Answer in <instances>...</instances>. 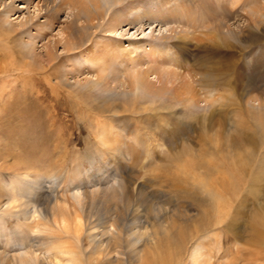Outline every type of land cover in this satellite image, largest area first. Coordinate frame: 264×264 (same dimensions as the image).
Segmentation results:
<instances>
[{"label":"rangeland","instance_id":"rangeland-1","mask_svg":"<svg viewBox=\"0 0 264 264\" xmlns=\"http://www.w3.org/2000/svg\"><path fill=\"white\" fill-rule=\"evenodd\" d=\"M115 1L100 0L101 7L92 6L93 10L85 4L87 12L79 13V2L84 1L0 0V224L4 221L0 226L9 232L12 244L16 243L9 255L24 250L19 236L44 234L32 229L38 220L44 229L51 224L43 215V219H25L22 213L18 217L2 214L10 200L11 180L22 176L21 189L28 191V179L40 175L44 188L39 192L48 194L55 188L62 190L69 179L104 174L105 185H120L121 194L105 198L109 206L124 210L129 197L132 203L136 201L135 210L132 206L125 215L129 224L134 214L139 218L145 236L138 248L141 252L155 250L158 258L154 264H195L191 251L201 244L205 253L202 264H264V244L260 242L264 235V148L257 155H247L250 164L239 167L235 163L227 170L217 166L214 174L208 171L213 164L198 163L203 152L200 146L211 156L202 158L207 162L223 157L214 152L211 141L210 115L217 104L228 97L239 106L241 102L249 106L248 90L254 83L264 91V38L252 44L256 52L247 62L255 61V66L251 71L242 67L243 71L235 72L236 79L233 75L227 85L232 94L223 95L220 90L222 99L213 105L215 89L206 94L209 88H201L197 104L192 105L178 102L175 91L151 97L129 82L133 70L148 69L150 81L159 86L156 74L167 68L171 78L186 76L196 86L202 68L215 56L224 55H211L213 35L221 44L219 50L228 39L246 52L249 43L239 35L241 29L249 27L264 36V22L254 24L250 12L264 9V0ZM142 8L155 11L154 18L140 17ZM151 56L158 62L150 61ZM246 57L247 53L239 63L244 64ZM113 104L126 106L114 113L106 108ZM122 143V153L115 157L108 153ZM126 146L131 148L129 158L125 157ZM224 171L234 177L236 198L231 202L221 188L222 203H234L230 209L234 218L226 216L213 227L219 208L212 184L215 178L220 183L218 177ZM54 182L58 185L50 190ZM180 188L204 197L205 219L196 211L190 212L192 218L186 217V197L179 194ZM163 204L176 210L158 219L154 209ZM83 221L81 237L87 241L91 226ZM205 226L212 227L201 230ZM194 231L200 232L189 243ZM156 241L158 247L152 249ZM123 245L127 247V240Z\"/></svg>","mask_w":264,"mask_h":264},{"label":"bare ground","instance_id":"bare-ground-1","mask_svg":"<svg viewBox=\"0 0 264 264\" xmlns=\"http://www.w3.org/2000/svg\"><path fill=\"white\" fill-rule=\"evenodd\" d=\"M79 1H84L83 3L79 2V5L81 4L79 6V13L83 11L87 12V6L89 9H92V6L94 9H98V7H101L100 3L102 2H100V0ZM121 1L123 0H116L115 3L121 4ZM85 4L87 6L83 8V5ZM154 12L150 13L149 9L142 8V13L140 15H144L140 17H148V19L151 20L154 18L152 16ZM250 12L251 16L255 17L254 24H257L258 21H260V23L261 21L264 22V9H259L257 11L252 9ZM250 24L251 23H249V25ZM241 34L248 39L249 45L247 52L244 51L241 46L231 43L228 39V41L223 40L226 42V46H224L222 50H219L218 47H220L219 45L221 44H219L217 40H213L216 39L213 35L212 45H215V48L212 47L214 48V51L211 49L213 51V54L211 51V55L214 56L216 53H224V55L220 57L215 56L210 65L202 68L203 71L201 72L199 78H196L195 80V83H197L196 86L190 84L191 82L187 80L186 76L182 77L180 80L178 78H171L170 76L172 73H170L167 68L156 74L159 86L150 81V71L148 69L133 70L134 73L131 75V81H129L130 85L134 89L141 90L145 93V95L151 97H155L161 92L164 94V92L169 93L175 91L176 93L173 95L177 96L176 100L178 102L182 101L192 105L197 104L201 95V88H209L208 91H206V94H209V91L212 93V90L214 91L215 89V92L213 93L217 95H215V98H212L211 100L213 105L215 102L222 99L223 95L232 94V91L230 90L231 88L227 85L232 83L233 75L236 79L235 72L243 71L242 67L246 68L247 71H251L252 67L255 66V61H250L248 63L247 60L248 57H253L256 52L253 50L254 46L252 47V44H254L257 39L264 38V36L259 35L249 27L241 29L239 35ZM218 36L219 34L217 35V39H219ZM162 38L165 39L166 36H162ZM161 47L164 48L163 45H161ZM233 47L234 49H232ZM150 49L154 50L153 47ZM263 49L264 48H261V50ZM246 53V61L243 62L244 64H240L238 60L241 56L243 58ZM142 55L143 54L139 55L138 58L140 59ZM156 56H151L149 59L152 60L150 61L156 62ZM130 60L132 62L134 61L132 57H130ZM141 63L142 62L140 61V64ZM162 66L167 67L165 63L162 64ZM237 75L241 76V73H238ZM251 83L254 82L251 81ZM254 84L255 86L248 90L251 95L245 94L246 96L249 95L248 100H246V103L249 106L243 105L242 102L239 106L233 99L226 97L225 101H221L217 104L221 110L217 106V108H215L213 113L210 115V123L212 124L213 131L211 141L215 145L214 152L219 154V156L222 155L223 157H212L213 160H211V158L210 162H207L208 159L204 156H208V152L204 150L203 146H200V150L203 152L199 157L198 163L205 167H209V164H213V167L208 169L211 174H214V172L217 171V166H221L224 170H227L228 168L234 167L233 165H235V163L239 167L250 164L249 161L251 160L248 159V156H253L255 153H261V148H264V91H259L257 83ZM220 90H222L223 95L219 93ZM212 94L209 96L211 97ZM145 95L143 97H146ZM125 106L126 105L124 104V107ZM234 106H237V108ZM109 107H111L110 109H113L114 113H119L121 112V109L124 108L119 104L109 105L106 108ZM234 127L236 131H234ZM258 133L259 138H257ZM125 144L126 143H124V145ZM126 147L127 150L125 157L131 156L132 153L130 146ZM123 149L122 143L120 146L116 145L114 148L109 150L108 153L115 157L117 152L122 153ZM243 154H245L244 157H242ZM262 154H264V151ZM203 157L207 160L202 159ZM262 159L261 164L263 165L264 156ZM230 160L233 161H231L233 164ZM244 171L242 173H244ZM239 172L241 173V171ZM102 175L104 176V174H101L100 176L99 174H91L90 176H86L85 174L79 178H74L72 180L69 179L67 184L60 191L56 190V188L54 189L55 185H58L57 182H54V184L49 186L51 187L50 190L54 189V191L51 190V193L48 194H42L39 192V190L44 188V180L40 175L35 174L34 177L28 179L27 182L30 184V189L28 191L21 189L23 185L22 176L18 175L16 178L11 180L10 183L12 184V188L10 200L8 201V207L2 214L11 213V215L18 217V215L22 213L25 219L32 216L34 218L37 216L38 219H43V215L44 218H47V220L51 222V224L46 226L44 229V225L42 227L40 225V220H38L37 224L32 226V229H39V231H43L42 233L44 234L33 236L29 233H25L24 235L19 236L20 239L17 238L19 239L18 242L24 245V250H19V252L14 253L15 255H9V253L10 248L16 245V243L12 244L13 239L9 236V232L5 231L4 226H0V264H154V261L158 258L155 257V250L141 252L138 248V244L141 243V240H143L145 236L141 231L142 226L139 218L136 214H134V220L131 221L130 224L127 222L125 214L132 208L136 201L132 203L133 199L129 197L125 207L123 208L124 210H121L117 205L114 207L109 206V203H106L108 200H105V198L109 199V196H117L118 194H121L118 193L120 185L112 187H110V184L105 185V177L103 178ZM222 175L223 176L218 177V179L221 178L220 183H216L215 178V181H213L212 184V187L215 188L214 191L217 197L215 206L216 208H219V216L212 224L213 227L219 225V223L226 218V216L233 215V213L230 214V209H232V204L234 203H227L226 205L222 203L223 197L221 188L228 194V196L231 197V202H233L234 198H236V189L233 182L234 177L231 178L226 171H224ZM236 176L238 175L236 174ZM117 180L118 179L116 178L115 181ZM214 183H216V185H214ZM240 183L243 184V180ZM180 189L179 194L184 193L183 198L186 197L183 201L186 217L191 216L192 218V213L190 212L196 211L200 214V218L202 219V215L206 211V206H204V202H202V200H204L202 198L204 197H202L198 191H194L192 189ZM166 204L158 206V209H154L158 219H161L162 214L164 215L165 213H170L172 209L176 210L175 207L171 208ZM133 210H135V206H133ZM232 217L234 218V215ZM83 218L85 219V223H88L89 226H91V233L87 235V241H84L81 237V230L84 223ZM1 222L2 224L0 225H3L4 221ZM212 226H205L201 230L206 231ZM261 228L260 230L262 234H264V220ZM128 231L131 232L134 240H131V237L128 236L130 235L129 233L127 234ZM199 232L200 231L195 232V234L191 233L192 235L188 238L189 243L191 239L193 240V238L198 235ZM123 233H126V235L123 236ZM263 236L260 238V242L262 244H264ZM124 240H127V247L123 245ZM129 242L132 246L129 245ZM151 247L152 249H154V247H158L157 241L154 242ZM202 248L203 245L201 244L191 251L190 258H192L195 264H202L203 262L202 259L205 253L202 252ZM158 263L162 264L160 261Z\"/></svg>","mask_w":264,"mask_h":264}]
</instances>
